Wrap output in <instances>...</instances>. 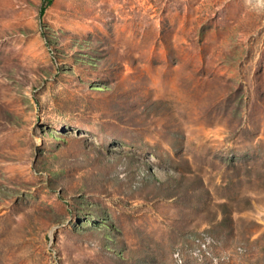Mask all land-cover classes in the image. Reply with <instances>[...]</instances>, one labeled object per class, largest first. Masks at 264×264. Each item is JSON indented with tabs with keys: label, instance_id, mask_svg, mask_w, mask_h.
Masks as SVG:
<instances>
[{
	"label": "rangeland",
	"instance_id": "1",
	"mask_svg": "<svg viewBox=\"0 0 264 264\" xmlns=\"http://www.w3.org/2000/svg\"><path fill=\"white\" fill-rule=\"evenodd\" d=\"M0 264H264V0H0Z\"/></svg>",
	"mask_w": 264,
	"mask_h": 264
}]
</instances>
